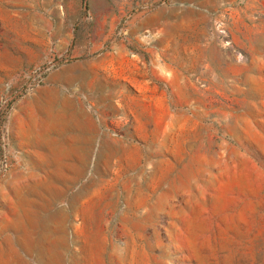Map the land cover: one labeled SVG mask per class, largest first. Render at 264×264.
Segmentation results:
<instances>
[{"label":"rangeland","instance_id":"obj_1","mask_svg":"<svg viewBox=\"0 0 264 264\" xmlns=\"http://www.w3.org/2000/svg\"><path fill=\"white\" fill-rule=\"evenodd\" d=\"M0 264H264V0H0Z\"/></svg>","mask_w":264,"mask_h":264},{"label":"crops","instance_id":"obj_2","mask_svg":"<svg viewBox=\"0 0 264 264\" xmlns=\"http://www.w3.org/2000/svg\"><path fill=\"white\" fill-rule=\"evenodd\" d=\"M168 42L170 43H156L146 48V57L152 60L154 66L145 76L132 79L131 75L124 74L123 78L144 94L148 91L160 95L188 93L191 79L182 62L194 53L195 47L181 39H171Z\"/></svg>","mask_w":264,"mask_h":264},{"label":"built area","instance_id":"obj_3","mask_svg":"<svg viewBox=\"0 0 264 264\" xmlns=\"http://www.w3.org/2000/svg\"><path fill=\"white\" fill-rule=\"evenodd\" d=\"M216 26H217V29H218L220 35H222L223 37H226L227 31H226L225 27H223V24L221 22L216 21ZM227 42H229V41L227 40L226 43ZM227 44H229V43H227Z\"/></svg>","mask_w":264,"mask_h":264},{"label":"bare ground","instance_id":"obj_4","mask_svg":"<svg viewBox=\"0 0 264 264\" xmlns=\"http://www.w3.org/2000/svg\"><path fill=\"white\" fill-rule=\"evenodd\" d=\"M67 216V215H66Z\"/></svg>","mask_w":264,"mask_h":264}]
</instances>
